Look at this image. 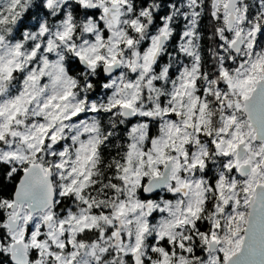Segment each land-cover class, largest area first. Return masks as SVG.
<instances>
[{"label":"snow or ice","instance_id":"1","mask_svg":"<svg viewBox=\"0 0 264 264\" xmlns=\"http://www.w3.org/2000/svg\"><path fill=\"white\" fill-rule=\"evenodd\" d=\"M0 264H264V0H0Z\"/></svg>","mask_w":264,"mask_h":264},{"label":"trees","instance_id":"2","mask_svg":"<svg viewBox=\"0 0 264 264\" xmlns=\"http://www.w3.org/2000/svg\"><path fill=\"white\" fill-rule=\"evenodd\" d=\"M204 23H205V26L210 29L211 25H210L207 17L205 18Z\"/></svg>","mask_w":264,"mask_h":264}]
</instances>
